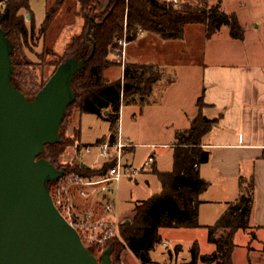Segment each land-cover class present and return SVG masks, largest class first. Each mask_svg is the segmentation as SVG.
Returning <instances> with one entry per match:
<instances>
[{"label": "trees", "instance_id": "obj_1", "mask_svg": "<svg viewBox=\"0 0 264 264\" xmlns=\"http://www.w3.org/2000/svg\"><path fill=\"white\" fill-rule=\"evenodd\" d=\"M85 1L78 0L82 5ZM2 2L4 7L0 10V26L9 32V36L26 39L28 35L33 34V16L30 14L32 25L28 29L25 14H22L30 10L29 0ZM63 2L64 0H56L52 6H46L45 19L39 29L43 37L49 31ZM220 3L221 0H218V3L208 7L207 4L175 5L163 0H111L110 12L101 22L92 26L91 38L95 42V51L84 71L75 77L73 88L76 92V102L72 107L77 108L81 114L94 115L106 121L110 125L109 141L116 142L122 103L134 102L135 97H148L161 77L152 64L127 62L123 78L109 83L104 74L115 66L109 61V57L113 55L117 41L126 35L127 42L131 45L145 34L163 42H181L188 26H202L206 39H210L221 28L228 27L232 39L243 40L245 31L238 18L235 14L222 11ZM77 51L88 54L91 48L81 47ZM68 58L67 54L66 59ZM61 62L55 63L54 66L57 67ZM197 107L201 112L204 107L202 98H199ZM105 112L108 113L106 116ZM216 124V119L208 120L199 113L187 130L175 133L173 171L157 173L162 192L147 201L137 202L131 223L120 227L124 244L114 241L110 244L114 252L118 248V261L121 252L127 248L138 259L144 253L148 259L144 264H160L153 263L150 259V253L161 243L160 229L201 228L198 220L201 204L199 197L209 188V183L200 177L198 167L207 163L210 156L209 152L201 148V141ZM79 138L80 130H76L74 139L47 147L48 158L56 163L66 147L73 145ZM77 150L79 151V146ZM112 165L105 163L99 169H88L78 163L73 164L70 170L83 178L92 179L105 176ZM253 203V181L242 182L239 198L228 205L226 212L213 226L206 227L208 241L215 246V252L200 257L198 244L195 243L191 250L192 259L187 264H232V255L236 248L234 236L238 231H247L250 228L249 218Z\"/></svg>", "mask_w": 264, "mask_h": 264}, {"label": "crops", "instance_id": "obj_2", "mask_svg": "<svg viewBox=\"0 0 264 264\" xmlns=\"http://www.w3.org/2000/svg\"><path fill=\"white\" fill-rule=\"evenodd\" d=\"M179 1L188 3V0ZM216 2L206 3L214 5ZM221 5L222 11L238 18L245 31L243 40L232 39L230 33L221 31L222 28L206 39L202 26L186 27L181 42H163L142 34L136 43L129 45L128 62L152 64L161 76L148 97L138 98L141 106L153 102L155 96L164 98L165 87L175 86L178 78L198 80L194 95L198 97L197 102L202 98L204 107L200 112L196 102V111L189 114L188 121L191 125L199 113L208 120H217L201 141V148L210 156L207 163L198 167L200 177L209 183V188L199 197V224L205 230L213 226L228 205L239 198L241 183L253 181L250 228L235 234L236 248L232 255V264H243V261L251 264L249 252L240 249L235 238L242 234L250 247V235L255 234L258 245L264 244V237L262 241L258 238V234L264 233V0H221ZM120 69L122 79L124 71ZM127 145L130 147L125 152L134 149L131 144ZM170 148L174 152V144ZM64 158L76 161L74 164L80 163L75 158ZM103 165V162L97 167L86 164L90 169ZM117 218L118 221L124 219ZM236 256H240L237 262ZM120 258L122 264H142L128 249L121 252Z\"/></svg>", "mask_w": 264, "mask_h": 264}, {"label": "rangeland", "instance_id": "obj_3", "mask_svg": "<svg viewBox=\"0 0 264 264\" xmlns=\"http://www.w3.org/2000/svg\"><path fill=\"white\" fill-rule=\"evenodd\" d=\"M2 1L0 0V2ZM55 1L29 0L30 10L27 13L22 12V14H25V24L28 29L31 28L32 22L31 18L28 19L27 17L30 14L33 16L34 33L28 35L26 39H16L9 36L14 45L13 83L20 88L19 90L28 99H33L36 93L45 85L56 69L55 63L64 61L67 54L70 57L78 52L77 49L79 50L81 47L91 48L90 42L86 39L90 18L96 20L93 23L94 25L101 22L110 12L111 5V0H86L84 5L79 3L78 0H64L54 16L49 31L43 37L39 33V29L45 19V7L47 5L52 6ZM205 1L213 4V0H188V3L196 6H203L204 4H207L208 7L213 6ZM216 3H218V0ZM3 5H0V10L4 7ZM221 31L230 33L228 27L222 28ZM129 48L128 45L126 63L130 57ZM113 54H115L114 51ZM109 61L115 66L105 72V77L111 82L120 80L122 73L117 59L114 55H111ZM176 78L178 77L175 75V80ZM165 88H167V92L164 98L160 99L155 96L153 102L148 105L141 106L138 103V97L134 98L137 100L136 103H122L121 105L120 137L123 144H131L134 148L132 151L123 154L121 164L129 166L132 171H135V174L129 177L123 175L118 185V192L110 194L109 200L115 204L116 212L110 214L108 218L115 220L116 215L121 219L124 218L119 222L130 221L131 223L136 203L147 201L162 192L157 173H170L173 171V149L170 146L175 142V132L187 129L190 126L188 116L196 111L198 97L194 94L198 89V80L181 77L177 79L175 86H172V88L166 86ZM176 98H178L177 101ZM109 127L110 125L106 121L97 116L81 114L77 108L71 107L63 121L60 138L61 141L74 139L76 130H80V138L73 145L66 147L65 156L75 158V160L87 164V166H99L103 160L99 158V151L95 145L97 142L109 138ZM77 146H79V151ZM86 147H90L89 153ZM65 156L61 157L55 164L59 168H66V173H69L70 168L76 161H69L64 158ZM151 156L154 157L155 163L154 166L148 169L145 164ZM46 157L48 158L47 151ZM72 162L73 164L70 165L69 163ZM121 225L124 224L121 223ZM159 234L161 243L150 253V259L153 263L187 264L192 259L191 250L195 243L198 244L200 257L211 255L216 250L215 246L209 243L208 232L203 228H163L160 229ZM262 237H264V233L258 234L261 241ZM112 240L124 244L121 237ZM235 241L240 249L249 252L251 264H264L263 245H258L260 243L256 240L255 234L250 235V247L247 239H244L242 234H239ZM100 248L102 251L107 249L106 245ZM117 253L118 248L115 252L113 251V264H122V256L118 261ZM239 257L236 256V262L240 260ZM242 263L245 264L244 261ZM198 264L203 263L198 262Z\"/></svg>", "mask_w": 264, "mask_h": 264}, {"label": "water", "instance_id": "obj_4", "mask_svg": "<svg viewBox=\"0 0 264 264\" xmlns=\"http://www.w3.org/2000/svg\"><path fill=\"white\" fill-rule=\"evenodd\" d=\"M94 22L86 32L89 55L61 62L33 99L13 83L14 45L0 26V264H113V250L92 252L56 207L51 186L66 168L46 157L47 147L62 143L63 121L76 102L73 82L93 58ZM140 262H148L144 253Z\"/></svg>", "mask_w": 264, "mask_h": 264}, {"label": "built area", "instance_id": "obj_5", "mask_svg": "<svg viewBox=\"0 0 264 264\" xmlns=\"http://www.w3.org/2000/svg\"><path fill=\"white\" fill-rule=\"evenodd\" d=\"M168 1L175 5L180 3L179 0ZM128 45L126 35H124L117 41L115 54H113L123 70L126 64ZM95 147L104 164H113L105 176L86 179L76 172L70 171L51 188L56 207L65 219L76 228L84 243L89 247L91 244L105 247L112 239H120V227L122 226H120L121 223L116 215L115 220L108 218L110 214L116 212V206L107 197L118 192V185L123 175L133 176L135 171H132L129 166L121 164L123 154L130 146L123 144L119 132L116 142L112 143L108 138L106 141L96 144ZM86 150L89 153L90 147H86ZM153 163L154 157L151 156L145 167L150 168ZM115 185L116 187H114Z\"/></svg>", "mask_w": 264, "mask_h": 264}, {"label": "flooded vegetation", "instance_id": "obj_6", "mask_svg": "<svg viewBox=\"0 0 264 264\" xmlns=\"http://www.w3.org/2000/svg\"><path fill=\"white\" fill-rule=\"evenodd\" d=\"M95 23V22H94ZM90 53V52H89ZM89 53L88 54H85V53H82V52H77V53H75V54H72L70 57H73V56H75L77 59H82V58H86L88 55H89ZM69 57V58H70ZM20 89V88H19ZM111 242H108L107 244H106V248H111ZM90 249H91V251H93L94 253H96V252H98V251H102V249L100 248V247H98V246H96V245H93V244H91L90 245ZM113 249V248H112Z\"/></svg>", "mask_w": 264, "mask_h": 264}]
</instances>
